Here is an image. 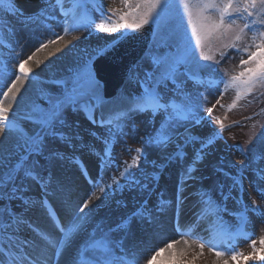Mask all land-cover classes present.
I'll return each instance as SVG.
<instances>
[{
    "label": "snow or ice",
    "instance_id": "snow-or-ice-1",
    "mask_svg": "<svg viewBox=\"0 0 264 264\" xmlns=\"http://www.w3.org/2000/svg\"><path fill=\"white\" fill-rule=\"evenodd\" d=\"M56 3L60 5L64 17L65 35L89 31L93 27L94 22H88L85 16H78L74 8L65 10L61 0H56ZM121 3L127 11L104 9L103 6L94 9L100 13L101 20L95 27L97 32L136 30L151 23L158 30L157 47L169 50L150 52L151 64L142 72L130 70V82H135L138 91L127 93L119 101L106 97L103 83L94 67L96 56L104 51L100 49L93 53L85 51L62 74L47 81H37L39 86L34 95L27 98L21 96L17 102V94L21 90L18 84L22 85L23 80L32 75L31 68L26 65L35 59L36 52L44 50L48 45L57 44L64 37L54 34V39L40 42L27 59H21L17 51L24 47L23 37L15 39V47L5 45L10 49V58L0 59V80L11 79V83L6 86V90L0 91V264H51L53 257L58 264L78 237L81 242L75 247L68 264H140L141 257L127 249L123 235L125 228L137 222L151 227L155 213L148 208V201L144 200L127 219L113 227L107 218H97L95 210L99 205L89 207L93 200H107L110 195H114L115 190L125 187L140 193L150 191L147 183L149 176L141 173L140 179L132 172V169L140 168L141 159L147 157L149 148L166 161H181L187 145H198L192 165L181 173L182 183L184 180L197 179L192 174L196 170V163L204 158L206 150L217 135H222L226 126L223 120L217 118L220 128L215 129L213 126L214 135L201 139L197 127L204 120L200 113L205 111L207 96L203 93L193 95L187 88L189 81L192 85L205 87L206 91H218L220 98L229 88L235 89L236 95L228 111L258 87L264 89V0H121ZM0 6L6 14L18 18L22 26L33 22V18L26 16L12 0H0ZM112 17L117 19L113 20ZM177 19L184 24L183 33L172 26L171 22ZM2 27L15 37V29L10 22H5ZM214 47H218L220 59L210 54ZM227 49L234 50L235 55L240 56L241 70L238 73H230L221 67ZM36 63L42 61L36 60ZM12 69H17L19 74ZM9 99V106H4V101ZM12 103L17 105V111L12 112L10 117ZM216 103L220 104V99ZM214 107L206 109L209 123ZM142 116L151 125L138 137L143 146L134 150L137 155L130 163L123 162L119 177L110 176L111 183H108L103 179V170L106 158L114 159L113 140L126 136V128L138 131L140 122L136 118ZM81 118L106 132L103 152L96 153L100 157L101 176L94 179L87 176V170H83L94 190L87 192L75 206L70 199H65L66 211L62 222L46 198L52 169L68 159L65 155L67 146L95 151L94 145L88 143L85 137L100 139L95 132L82 128ZM125 150L132 151L128 148ZM240 153L245 154L243 148H240ZM259 159L261 157H256V160ZM223 163L221 160L217 171L231 180L227 192L223 183L217 186L224 201L229 198L242 201L243 195L247 193L243 173L249 171L254 174L249 179L250 186L264 199V187L260 184L264 182V167L253 168L251 163L241 161L237 174L233 175L225 171ZM153 165L162 167L156 165L155 161ZM233 167L236 165L233 164ZM33 185H39L44 191V199L36 200L29 195ZM60 190L71 192V185L62 186ZM97 191L104 195L98 197ZM234 191L238 193L237 197H233ZM200 199L205 208H212L216 212L226 211L215 204L207 191L200 194ZM167 203L162 200L157 211H163ZM37 206L44 209L51 219L54 230L58 231V239L41 231L28 218V213ZM249 211L264 215V208L258 207L253 200L251 207L247 204L243 207L240 214L242 224L245 222L244 213ZM25 227L36 232L48 246L36 257L25 252L26 247H35L32 241L22 237ZM242 233L243 227L235 234L227 230L216 231L213 238L207 240L191 230L181 231L179 235L205 241L200 243L201 252L207 243L216 257L224 258L223 264H229V258L233 264H240L241 259L247 262L256 254L264 261V237L260 239V248L256 247L254 239L251 241L253 253L247 256L229 244V241L235 240ZM178 243L173 239L165 242V247L153 249L154 254L147 258V264H153L166 249H174ZM221 244L225 246L218 247ZM49 249L51 255L48 254ZM182 255L183 252L173 253L174 257ZM173 264L183 262L174 259Z\"/></svg>",
    "mask_w": 264,
    "mask_h": 264
},
{
    "label": "rangeland",
    "instance_id": "rangeland-1",
    "mask_svg": "<svg viewBox=\"0 0 264 264\" xmlns=\"http://www.w3.org/2000/svg\"><path fill=\"white\" fill-rule=\"evenodd\" d=\"M12 2L19 8H21L26 16L32 17L33 20L42 18L43 20L49 21L50 19L47 16L51 15L50 12L52 13L53 9L60 10V6L56 5L55 0H12ZM63 4H66L67 7H69V10L74 8L76 13H79V16H85L88 22H94L93 27L90 28L89 31H85V33L82 34L81 42L76 47V54L79 58L83 56L85 51H87L88 53H93L95 50L104 49L109 43L113 42L124 32L130 30H121V32L117 33H102L95 30L96 25H98L101 20L100 13L94 11V9L103 6L104 9H120L123 11H127V9L124 8V5L121 3V0H64ZM112 19L115 20L117 19V17H112ZM5 22H10L13 29H16V27L21 24L18 18H14L10 14H6L3 10V7L0 6V59L8 60L10 58V49L5 45L11 44L14 47L13 40L16 38L12 35H9L3 29L2 26ZM49 22L55 25L53 21ZM128 22L130 23L131 20H129ZM171 23L172 26L176 27L179 32L183 33L184 24L182 21L177 19ZM158 44L159 35L158 30L155 27V34L151 46L149 47L146 54L142 57V59L132 68V72H142L144 69H147L150 66L151 61L148 55L150 52L154 53L169 50L158 48ZM210 54L215 55L217 59H220L218 47H214ZM229 56H232L233 58L229 59ZM244 58L246 59L247 56H244ZM239 61L240 56L235 55L234 50L227 49L225 50L224 59L221 61V67L223 69H227L230 73H238L241 70L239 67ZM12 71L18 73L17 69H12ZM128 78H130V75ZM216 78L218 79V77ZM132 83L135 84L134 81H132ZM220 87L223 88V84H221ZM187 88L190 92L193 93V95H199L203 93L205 96H207V102L204 103L205 111L203 113H200V115L204 116V120L201 121V123L197 127V131L201 139H206L212 136V134L214 133L213 126H215V129L220 128V124L217 122V118L223 120L224 125L226 126L222 135H217L215 139L216 142L214 140V142L210 145L213 146V144L221 142L224 147L220 149V147L216 146L214 154L211 153L208 158H203L201 160L199 166L195 167L196 170L193 172V175L196 176L197 179L193 180V182L191 181L192 187L200 188L202 190L201 193L207 191L215 204L220 205L222 209H226V211L216 212L214 209L209 208V210H211V213L206 216L204 220H202V223L213 226L207 234V240L212 239L216 231L221 230V226L218 225L220 221H226L229 226H233L234 224H238L239 222H241L240 214L243 211V207L245 204L251 207L252 201L254 200L258 207L264 208V199H262L250 186L249 179L254 175L250 171L243 173V175L246 177L243 183H245L246 185L247 193L243 195L242 201L238 202L237 199L233 198H229L227 201H224L221 193L217 190V186L223 183L225 185V192H227V185L231 183V180L217 171L218 167L221 166V160H223L224 162L223 166L225 168V171L233 175L237 174V170L240 167L241 161H243L245 164L251 163L253 168L264 167V95H261V93L264 92V89L258 87L251 95H246L244 98H242L235 108H233L231 111H228V106L232 104L236 95L235 89L229 88L227 92L224 93L223 97L220 98V94L218 91H206L205 87L192 85L191 81L188 82ZM126 89L128 93L132 92L130 88ZM133 91H138L136 86ZM217 99H220V104L216 103ZM213 105H215V107L211 114V123H209L206 109L213 107ZM220 105H224V107H221ZM12 112H15V110L12 109L9 112L10 117L12 116ZM137 120L140 122L138 123V131L133 132L126 128L125 130L128 132L126 136L117 137L113 140L112 147L114 159L108 160L106 158L105 160V170L107 172V176L103 179L108 183H111L109 179L110 176L115 175L119 177V170H122L124 166L123 162L127 161L130 163L133 157L137 155L134 150L143 146L138 137L140 135H143L145 130L150 128L151 125L148 123V119L146 117H138ZM81 126L85 131L95 132L97 137H99L100 139H95L91 136L85 137L88 143L94 145L95 151L79 146L75 148H73L72 146H67L65 149V155L68 157V159L64 160L67 166V168H65L64 170V174L73 178L70 182L71 192H68L69 195L71 194V197H68V199H70L71 201H74L75 197L79 193L83 192L84 189H87V184H84L83 180H81V173L79 172V159L84 161L86 164H90L91 166L93 164V170L95 172L94 166L100 165V162L96 163L99 156H93V154L91 153L100 152L102 154L103 137L106 135V132L103 128L92 126L87 120H84L83 118H81ZM195 146L196 145L194 144L187 145L184 149L185 154H190L191 149ZM125 148L131 149L132 151H126ZM240 148L244 149L245 154L242 155L240 153ZM256 157H261V159L256 160ZM92 158L93 160L94 158H96V161H92ZM193 158L194 157L187 158V165H184V169L192 165ZM153 161H155L156 165H162L166 163V160L159 158L157 152L149 148L147 149V157H142L141 159L140 168L132 169V172L136 174L137 178L142 179L141 173L149 176V180L147 181V183L151 191H146L144 193H139L138 195H136L134 190L130 191L127 187L123 188L122 190L117 189L115 190L114 195H110L107 200L102 201L98 199L97 205H99V207L96 208L95 212L101 214L107 209H117L119 213L127 212L130 210L133 211L141 205L143 199L150 197H152L153 200L147 206L154 208L156 203L160 201L162 196H164L165 198L163 197V201L168 202L164 205V209L166 210V212L170 211L171 214H173V217L178 216L182 204H176L173 203V201L171 202L170 197L172 193L175 190L177 191L181 186L182 176H171L172 178L170 180L173 182L169 183L170 175L168 174L170 172L169 170H166L162 176V181L160 183L161 185L159 184L158 187H155L159 182H157V176L163 170L164 165H162V167H155L153 165ZM233 164H235L236 167H233ZM99 178L100 176H97V179ZM121 183L123 184L124 181L121 180ZM260 184L262 187H264V182H260ZM169 186L171 187V193L168 195V193L166 192ZM88 187L92 188L93 185L90 184ZM98 194L99 197L104 195V193L100 192H98ZM29 195H31L36 200L45 198L44 191L39 187V185H33V190L29 193ZM237 195L238 193L234 191L233 197H237ZM46 198L48 199L51 207H53V209L57 212L56 214L59 217L63 218V214L59 210V205H61V202H56V200L53 198L52 191H50L49 188ZM247 201H249V204L247 203ZM41 209L42 208L37 206L33 211L28 213V218L38 228L46 227L47 225H49V223H52L51 219L47 216L44 209H42L43 212L40 213L42 211ZM155 209L157 210V207ZM20 210L21 209H17V211ZM161 214L162 211L156 212L155 219L158 222L161 220ZM120 215L118 214V217ZM172 216L169 215L168 218L167 216H165L168 223L170 222L169 219ZM118 217H116L110 223L111 226L115 227ZM244 217L248 219V222L249 218L257 221L258 225L260 226L264 223V215H261V213H254L249 211L244 213ZM123 220H125V218ZM250 224L251 223L249 222V225ZM146 227H148L150 230L153 228V226L149 227L147 225L143 227L142 223L140 226H138V242L144 246H149L148 241L145 240H149L150 235L143 231V228L146 230ZM32 233H34L32 229L25 227L21 235L23 238L31 241L30 236ZM189 239L195 241L196 246L190 251L189 254L185 255L183 258H177L179 261H182L183 264H216L218 262L214 251L207 243H205V247L201 252L200 243L205 241L196 240L193 236H190ZM253 239L254 237H249L248 239H245L241 242L238 241L237 244L232 245H234L235 247L237 246L236 249L241 253L244 252L243 255L247 256L250 253H253L251 252L253 251V248L251 246V241ZM36 240L37 243L34 244L35 247L25 248V252L33 257H36L38 252H40L44 248V241L39 236ZM240 245H244L245 247L240 248ZM224 246L225 245L222 244L218 245V247L221 248ZM256 247L260 248V243H257ZM255 256L256 259H251L247 262L241 259L240 264H254L257 260L264 264V261L257 259V257L259 258V254H256ZM230 264H233L231 260Z\"/></svg>",
    "mask_w": 264,
    "mask_h": 264
},
{
    "label": "bare ground",
    "instance_id": "bare-ground-1",
    "mask_svg": "<svg viewBox=\"0 0 264 264\" xmlns=\"http://www.w3.org/2000/svg\"><path fill=\"white\" fill-rule=\"evenodd\" d=\"M63 7H67L66 4H63ZM51 15H48L47 17H51L49 21H53L54 24H51L49 21L43 20L42 18H38L37 20H33V22L28 23L26 26H22L21 24L18 25L15 29V38L19 39L21 37L24 38V47L23 49H17V51L20 52V58L21 59H27L29 55H32L33 52H35V48L38 46L40 42L46 41L48 39H54V34L63 35V40L59 41L57 44H51L48 45L47 48L40 52H36L35 59L29 61V64L26 65V67L31 68L32 75L29 79L23 80L22 85L18 84V87H20V93L17 94V102L20 101L21 96H25L26 98L29 96L34 95L36 87L39 85L37 84V81H47L51 79L55 75L62 74L67 68L74 65V62L79 59L77 56V50L76 47L79 45L82 39V34L85 33V31H77V32H70L69 34L65 35L63 33V26H64V17L63 15L58 11L53 9ZM79 16V13H76ZM13 44L15 47V39L13 40ZM74 46V47H73ZM71 49V51H69ZM36 60L42 61V63L37 64ZM14 72V71H13ZM17 74V73H16ZM11 79L7 80H0V91L6 90V86H10ZM135 84L130 82V78H128L123 85V87L118 91L114 99L117 101L120 100V98L124 95H126L128 92L126 91V88H130V90L133 92V89L135 88ZM11 96V94H9ZM11 103L10 99L4 101V106H9ZM11 109H14L17 111V105L15 103L11 104ZM138 118V117H137ZM136 118V119H137ZM214 133L212 134V136ZM216 139V137H215ZM216 142V140H215ZM216 146L220 147L222 149L224 145L221 142H217L213 144V146H209V148L206 150V155L204 158H208L211 153H215ZM198 149V145H196L194 148L191 149L190 154H187V157H194L195 153ZM85 150V149H84ZM89 152V151H88ZM93 156H96V153H91ZM96 161V158H94ZM92 158V161H94ZM94 161V162H95ZM100 162V157L97 159L96 163ZM201 160L198 161L195 165V167H198ZM106 163V162H105ZM186 164V157L181 161L171 160L167 161L166 164H162L165 166V168L169 170V180L174 176L178 177L181 175V173L185 170L184 165ZM187 165V164H186ZM93 166V164H92ZM67 168L65 161H61V163L54 167L52 169V175L49 179V188L52 191V195L56 202L60 201L62 209V214L65 215V206L64 201L65 199H68V197H71L68 192H62L60 188L62 186L70 185L71 180L73 179L71 176L65 175L64 170ZM92 168V167H91ZM95 170L97 171V175L101 176V170L100 165L94 166ZM193 174V173H192ZM107 176V172L105 170V164H104V170H103V178ZM172 176V177H171ZM182 178V177H181ZM81 180H84L81 178ZM167 180V178H166ZM193 180H184V184L181 183L182 187H179L178 191H174L170 197V201L174 202H180L182 204V210L180 211V227L185 229L189 226L195 225V231L199 235H202V237L207 236V232L210 226L208 224L200 223L202 219H204L205 216L208 215V210L203 211V204L201 203L200 199V191L197 188L192 187ZM173 181L170 180L169 183H172ZM188 185V187H187ZM245 185V184H244ZM246 187V185H245ZM170 186L167 188L168 195L171 193ZM94 189L90 190L93 191ZM89 192V191H87ZM136 195H138L140 192L138 190H134ZM86 194L79 193L75 200L72 201L73 206L79 204L83 197ZM96 195L99 197L98 191L96 192ZM164 197V196H162ZM165 198V197H164ZM161 201V200H160ZM187 205H185V203ZM249 204V201H247ZM98 204V199H94L92 204L89 206L90 208H93ZM53 208V207H52ZM149 209H151L149 207ZM42 210V209H41ZM87 211V209H86ZM202 211L204 212L203 215H201ZM43 210L40 212L42 213ZM134 211L130 210L127 212L119 213L117 209H107L101 214H98V212H95V215L97 218H107L108 223L110 224L116 217H118V214L120 215L117 218L116 224L120 223L124 218L127 219ZM163 212V211H162ZM195 215H192L195 213ZM57 213V212H56ZM199 214V215H198ZM165 215V214H164ZM61 218V217H60ZM62 219V218H61ZM249 222L251 223L248 227V224L246 225L245 232H248L249 235L254 237V240H256V244L260 243L261 237L264 236V223L263 225H258L257 221L252 220L249 218ZM115 224V226H116ZM155 224L154 217L152 219V225ZM141 223L137 222L129 226L128 228L124 229V235L123 239L125 240V244L127 246V249L130 252L135 253L138 257H141L140 264H147V258H150L151 255H153V249H158L165 247V242L170 240H177L179 241L178 244L175 245L174 249H166L164 253L161 254L160 257L157 258L156 261L153 262V264H173V260L177 258H183L185 255L189 254L190 251L196 246V242L189 239L188 236H181L179 235L180 232L175 231L172 229V227H162L160 229L154 230L153 233L150 232V237L155 236L156 245L155 247H149L146 248L144 245L138 242V235L137 230L138 226H140ZM145 224H143V227ZM244 228V229H245ZM41 231L46 232L50 236H52L55 239L59 238L58 231L53 228L52 223H49L46 227H39ZM187 229H185L186 231ZM143 231L145 233H148L149 230H145L143 228ZM153 234V236H152ZM119 235V233H118ZM243 235V233L241 234ZM260 235V237H259ZM39 235L36 234V232L31 234V241L34 243L35 240L38 238ZM40 237V236H39ZM41 238V237H40ZM42 239V238H41ZM43 240V239H42ZM44 241V240H43ZM148 241V244L151 246L150 239L145 240ZM185 241L188 243L186 244ZM81 242V238H77L73 247L70 249H67L65 253L62 255L60 261L58 264H68L70 261L75 247ZM45 245L46 242L44 241L43 246L47 248ZM27 248V247H26ZM29 248V247H28ZM174 252H183L182 256L174 257ZM253 252V251H251ZM41 252L37 254L40 255ZM49 255H51V249H49L48 252ZM216 256V255H215ZM228 258V257H225ZM218 262L216 264H223L224 258H216ZM256 259V256L253 258ZM257 259H259L257 257ZM51 264H57L55 257L52 258ZM230 264V260H229ZM254 264H262L260 261H256Z\"/></svg>",
    "mask_w": 264,
    "mask_h": 264
},
{
    "label": "water",
    "instance_id": "water-1",
    "mask_svg": "<svg viewBox=\"0 0 264 264\" xmlns=\"http://www.w3.org/2000/svg\"><path fill=\"white\" fill-rule=\"evenodd\" d=\"M155 26L148 24L126 32L107 46L94 61V67L103 83L104 94L117 93L130 74L131 67L145 54L153 38Z\"/></svg>",
    "mask_w": 264,
    "mask_h": 264
}]
</instances>
